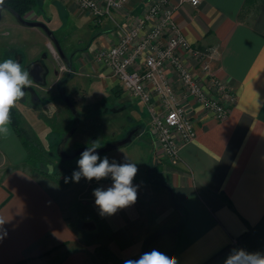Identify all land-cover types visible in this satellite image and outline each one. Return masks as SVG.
Wrapping results in <instances>:
<instances>
[{
	"label": "crops",
	"instance_id": "1",
	"mask_svg": "<svg viewBox=\"0 0 264 264\" xmlns=\"http://www.w3.org/2000/svg\"><path fill=\"white\" fill-rule=\"evenodd\" d=\"M154 1L129 0L101 21L75 0H38L27 22L13 12L0 14V62L15 50L14 59L29 70L32 111L58 134L67 133L62 145L67 160L77 159L81 153H75L91 141L101 149L130 138L121 145L129 151L120 152L121 146L108 150L110 161L123 163L127 157L136 163L133 181L151 179L160 167L175 212L170 228L176 232L172 255L178 264H224L234 248L264 253V0H200L197 6L184 3L175 9L189 41L215 49L211 73L234 91L236 102L218 120L189 99L197 137L177 159L162 158V166L155 161L144 104L96 60L99 50L117 44L122 31ZM32 23L44 24L54 37ZM183 55L193 73L201 75L195 59ZM61 64L70 71H61ZM168 73L179 89L177 74ZM51 107L60 110L52 117L45 114ZM10 127V136L0 139V217L6 219L0 235L7 233L0 239V264H32L78 236L56 183L26 166L27 149ZM105 181L113 183L110 177ZM94 257L76 249L56 264H102Z\"/></svg>",
	"mask_w": 264,
	"mask_h": 264
},
{
	"label": "built area",
	"instance_id": "2",
	"mask_svg": "<svg viewBox=\"0 0 264 264\" xmlns=\"http://www.w3.org/2000/svg\"><path fill=\"white\" fill-rule=\"evenodd\" d=\"M79 8L91 13L95 21L119 11L129 0H75ZM155 0L132 27L122 31L119 42L101 48L96 60L107 66L125 91L144 104L149 115L156 162L159 158L177 159L181 148L197 137L189 106L180 105L177 89L172 85L168 69L180 79L186 99L201 104L218 120L225 119L236 102L234 91L211 73L215 49L194 46L175 19V9L200 0ZM51 50L56 58L57 51ZM184 52L195 59L201 75L188 67ZM61 71H68L61 64Z\"/></svg>",
	"mask_w": 264,
	"mask_h": 264
},
{
	"label": "rangeland",
	"instance_id": "3",
	"mask_svg": "<svg viewBox=\"0 0 264 264\" xmlns=\"http://www.w3.org/2000/svg\"><path fill=\"white\" fill-rule=\"evenodd\" d=\"M3 14L11 15L12 13L7 9ZM58 23L63 25L62 22ZM51 46L57 51L54 44ZM15 52V50H11L6 53V56L10 55V58L14 59ZM57 53L59 55V52ZM29 90L32 93V87L25 89L30 99L26 100L25 95L14 108L20 114L22 126L37 144L36 150L32 151L34 155L37 154L36 164L49 171L50 175H46L44 172L40 173L39 170L33 169L32 165L26 164V166L56 183V191H58V196L62 201L64 214L78 236L76 241L66 242L64 245L67 246L62 250H53L32 264H56L61 256L76 249L89 251L102 264H124L125 260L139 259L143 253L153 249L172 255L176 232L170 226L174 222L175 212L171 207L167 192L169 180L162 175L160 167H156V173L151 176V179L143 177L133 181V184L138 186V198L134 205L119 210L112 216L102 217L95 205L93 190L98 187L107 189L112 183H108L104 179V181L92 185V181L85 178H81L78 183L73 181L65 183L64 178L70 177L73 171L78 170L77 161L80 156L70 163L66 162L68 161L64 154L66 148L63 150L61 145L64 144L67 133L58 134L55 132V128L52 129L50 123H45L34 113L35 111H32V97L27 92ZM177 91L180 105L187 107L188 99L182 97L181 88ZM181 93L182 96L180 97L179 94ZM46 110L45 114L49 116L60 111L58 107H51ZM151 141L154 147V140ZM91 144H88V147ZM98 144L100 147L102 146L100 143ZM128 144L129 146L132 145V143ZM128 148L127 146L123 147L120 152L125 153L129 151ZM107 152L99 153V155L103 158ZM39 153H43V156L38 157ZM155 154L154 150L156 161L158 156ZM132 156L135 154L133 153ZM159 159L156 164L162 166L165 161L162 158ZM57 171L62 172L61 175H55ZM60 180L63 182L59 183ZM19 264H24V262Z\"/></svg>",
	"mask_w": 264,
	"mask_h": 264
},
{
	"label": "clouds",
	"instance_id": "4",
	"mask_svg": "<svg viewBox=\"0 0 264 264\" xmlns=\"http://www.w3.org/2000/svg\"><path fill=\"white\" fill-rule=\"evenodd\" d=\"M5 0H0V14L7 11L4 7ZM33 79L29 70L22 67L16 59L7 58L0 62V139H5L11 134V110L17 102L22 100L25 89L32 87ZM100 145L93 142L87 147L77 161L78 170L73 171L70 177H65V183L73 181L78 183L81 178L88 181L95 179L111 178L112 185L107 189L95 188L93 195L95 205L102 217L112 216L119 210L134 205L137 201L138 186L133 184L138 168L136 163L127 157L123 163L111 160L107 155L101 156L97 152ZM6 219L0 217V228ZM6 231L0 235V239L6 236ZM124 264H178L174 255H168L153 249L143 253L139 259H128ZM224 264H264V253L248 252L243 248H234L227 256Z\"/></svg>",
	"mask_w": 264,
	"mask_h": 264
},
{
	"label": "trees",
	"instance_id": "5",
	"mask_svg": "<svg viewBox=\"0 0 264 264\" xmlns=\"http://www.w3.org/2000/svg\"><path fill=\"white\" fill-rule=\"evenodd\" d=\"M38 0H5L4 6L10 8L12 11H14L19 16H24L28 11L33 9ZM254 0H246L247 4L252 3ZM11 119H12V127L16 133V135L21 139L22 143L26 147L28 151V157L26 160V164L32 165L37 171L44 172L46 175H50V172L43 169L41 166H38L36 164L37 154L34 155L32 151L36 150L37 144L34 143L32 136L27 132V130L22 126L20 114L16 111L15 108L11 110ZM35 146V147H34ZM34 147V149H32ZM34 155V157H33ZM42 157L43 153H39L38 157ZM67 163H70L71 161H66ZM62 172L57 171L55 172V175H61ZM56 176V177H57ZM58 181V179H56ZM63 181L60 180L59 183H62ZM95 259V257H94Z\"/></svg>",
	"mask_w": 264,
	"mask_h": 264
},
{
	"label": "water",
	"instance_id": "6",
	"mask_svg": "<svg viewBox=\"0 0 264 264\" xmlns=\"http://www.w3.org/2000/svg\"><path fill=\"white\" fill-rule=\"evenodd\" d=\"M32 25H37V26H41V27H43V28L48 32V34H49L52 38L54 37L53 34H52V32H51V31H50V30H49L44 24H41V23H32ZM129 140H130V138H127V140H123V141H119V142H116V143H112V144H110V145H108V146H106V147H104V148L97 149V152H98V153H103V152L108 151V150H110V149H113V148L119 147V146L125 144V143H126L127 141H129ZM61 147H62V145H61ZM85 149H86V148H81L80 150H78V151L75 153V156L78 155V154H80V153H82ZM69 158H71V157H69Z\"/></svg>",
	"mask_w": 264,
	"mask_h": 264
},
{
	"label": "flooded vegetation",
	"instance_id": "7",
	"mask_svg": "<svg viewBox=\"0 0 264 264\" xmlns=\"http://www.w3.org/2000/svg\"><path fill=\"white\" fill-rule=\"evenodd\" d=\"M7 9L10 10L11 12L15 13V12L12 11L10 8L7 7ZM33 9H34V8H33ZM33 9H31L30 11H28L24 16H19V15L16 14V13H15V14L20 18V20H22L23 22H27L26 19L29 17V15L31 14V12H32ZM28 23H29V22H28ZM68 70H69V68H68ZM69 71H70V70H69ZM73 160H75V159H69V161H73Z\"/></svg>",
	"mask_w": 264,
	"mask_h": 264
}]
</instances>
